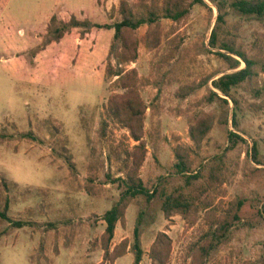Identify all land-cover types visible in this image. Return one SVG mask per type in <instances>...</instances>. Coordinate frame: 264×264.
<instances>
[{
	"label": "rangeland",
	"instance_id": "1",
	"mask_svg": "<svg viewBox=\"0 0 264 264\" xmlns=\"http://www.w3.org/2000/svg\"><path fill=\"white\" fill-rule=\"evenodd\" d=\"M119 1L0 0V212L7 201L9 220L26 225L16 230L0 219V264H99L102 260L101 217L123 191L119 183H112L123 177L119 173L123 154L108 164L109 147L131 151L137 145L105 107L111 96L122 94L112 86L116 78L107 77V69L116 66L109 57L113 31L104 28L117 21ZM219 1L225 2L220 36L253 55L258 25L235 13L231 0ZM204 2L207 9L194 5L178 23L161 20L160 46L155 49L144 48L146 28H140L138 58L125 68L136 71L137 93L148 107L143 127L146 155L138 175L150 192L181 185L182 178L172 169V150L194 149L188 138L192 115L220 112L216 105L204 106L199 100L212 90L211 81L233 72L204 50L219 52L208 48L217 24L216 7ZM52 17L56 22L50 25ZM71 18L91 26L72 29L54 41L53 28ZM235 59L240 63L237 70L243 69L244 64ZM204 81L207 84L193 95L176 98L180 87ZM235 98L240 109L236 128L233 105L227 100V125L214 122L200 151L191 155L196 169L228 146L226 130L245 140L227 153V182L214 200L221 208L243 200L239 222L203 264H260L264 259V110H257L261 100H253L244 89ZM253 145L259 165L252 162ZM136 202L116 225L110 250L122 241L132 243L141 212L140 264H150L149 249L158 233L170 240L167 264H195L189 247L198 242L201 222L187 228L180 216L164 219L158 195L150 202L140 196ZM114 264H132V256L126 254Z\"/></svg>",
	"mask_w": 264,
	"mask_h": 264
},
{
	"label": "trees",
	"instance_id": "2",
	"mask_svg": "<svg viewBox=\"0 0 264 264\" xmlns=\"http://www.w3.org/2000/svg\"><path fill=\"white\" fill-rule=\"evenodd\" d=\"M207 1L215 4L217 11V24L210 34L208 48L210 50L217 49L219 52L211 53L208 49L204 50L222 60L228 70L233 72L211 81V88L215 92L209 90L199 100V104L204 106L216 105L220 112L216 114L199 111L192 115L188 138L194 149L182 146L173 148L172 169L175 175L182 178V183L170 189H154L150 192L145 188L138 175L146 155L143 127L148 107L145 106L137 93L136 71L134 69L126 71L125 68L129 64H134L138 58L137 32L140 28H146L143 37L144 48L155 49L160 46L157 28L161 20L178 23L189 15L192 6L198 5L206 9L208 7L204 0H190L187 4L185 0H140L137 4H132L129 0H120L117 7V21L111 26H104L105 29L113 31L109 57L113 59L116 66L114 70L107 69V77L109 79L116 78L112 86L122 91V94L111 96L107 100V106H105L107 115L115 120L120 128L128 133V138L137 145L133 146L131 151L114 147V145L109 147L108 164L113 158L119 159L123 154V167L119 172L123 177L112 181L113 184L119 183L123 191L112 208L101 217L104 230L98 240L102 251V260L99 264H114L116 260L126 254L132 256V264H140L143 255L140 242L141 233L138 226L142 216L141 212L138 213L136 225L133 228L132 243L128 244L127 241H122L121 244L110 250L116 225L123 222L126 209L131 205H137L136 200L140 196H144L146 202H150L158 195L161 200L160 209L166 220L173 216H180L186 222L187 228L201 222L198 242L189 247L192 250L191 258L195 264H203L212 252L217 251L225 234L235 223L239 222L238 213L244 204L243 200L237 199L224 208L214 204V200L221 195V188L227 182V153L238 144H244L245 140L236 133L226 130L228 146L220 155L204 165H199L196 169L191 155L193 151H200L214 122L219 125H227V100H230L233 105L232 127L236 128V116L240 109L235 94L239 89L249 92L253 100H261L257 104V110H264V0H231L230 3V8L235 13L251 19L258 25L259 32L256 33L255 49L251 56L235 42L220 36L219 30L225 23V2ZM55 22L56 19L52 17L50 25ZM89 26H91L89 22H79L75 18H71L67 22L60 21L59 26L53 28L51 34L54 41H59L70 30ZM170 56V60H172L174 53ZM235 57L244 64L243 69L237 70L240 63ZM260 83L261 85H259ZM204 84H207V81L194 85L195 87L182 86L175 92V96L179 100L186 99ZM250 152L252 162L259 165L255 145L252 146ZM69 169L73 170L72 163L69 164ZM85 190L88 195H92L88 188ZM7 207L6 201L3 211L0 212V219L10 223L11 227L16 230L25 227L26 225L22 222L9 220L6 215ZM261 212L264 216V205ZM169 253L170 240L166 235L158 233L149 249L150 264H167ZM260 264H264V259Z\"/></svg>",
	"mask_w": 264,
	"mask_h": 264
}]
</instances>
